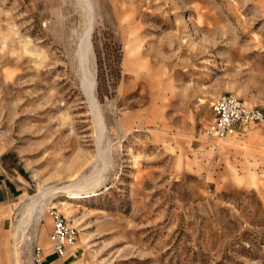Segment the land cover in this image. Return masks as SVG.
Masks as SVG:
<instances>
[{"label": "rangeland", "instance_id": "obj_1", "mask_svg": "<svg viewBox=\"0 0 264 264\" xmlns=\"http://www.w3.org/2000/svg\"><path fill=\"white\" fill-rule=\"evenodd\" d=\"M228 93L264 112V0H0V152L28 181L0 264L52 212L74 264H264V121L204 135Z\"/></svg>", "mask_w": 264, "mask_h": 264}, {"label": "built area", "instance_id": "obj_2", "mask_svg": "<svg viewBox=\"0 0 264 264\" xmlns=\"http://www.w3.org/2000/svg\"><path fill=\"white\" fill-rule=\"evenodd\" d=\"M213 119L204 131L209 138H226L236 134L237 125L259 124L264 121V112L247 105L240 97L228 93L218 97L211 105ZM78 231L60 213L52 212V229L48 241L54 253L63 258L75 243ZM31 264H42L43 249L35 242Z\"/></svg>", "mask_w": 264, "mask_h": 264}, {"label": "crops", "instance_id": "obj_3", "mask_svg": "<svg viewBox=\"0 0 264 264\" xmlns=\"http://www.w3.org/2000/svg\"><path fill=\"white\" fill-rule=\"evenodd\" d=\"M251 125L256 124L249 123L246 125H237L236 134L230 137H244L247 129ZM27 182L28 181L23 173V167L21 166L19 160L12 156L8 151L0 152V205L8 206L14 203V200L17 199L19 194L23 192ZM41 246L43 249L42 264H74V262L78 261L77 256L70 253V255H72V257H70L68 252V254H66L63 258L57 257L52 250L49 241L47 243L45 242Z\"/></svg>", "mask_w": 264, "mask_h": 264}, {"label": "bare ground", "instance_id": "obj_4", "mask_svg": "<svg viewBox=\"0 0 264 264\" xmlns=\"http://www.w3.org/2000/svg\"><path fill=\"white\" fill-rule=\"evenodd\" d=\"M87 3H89V2H87ZM94 78V77H93ZM94 86H93V83H91V88H90V91H92V88H93ZM92 98V97H91ZM93 102V101H92ZM100 117V116H99ZM99 119V118H98ZM46 196V195H45ZM33 204H36V203H33ZM33 206V205H32ZM29 207V206H28ZM35 207H37L36 205L35 206H33V207H31V210L29 209V214H31L32 213V211L35 209ZM30 208V207H29ZM35 211V210H34ZM27 213H28V211H27ZM26 213V214H27ZM24 219V218H23Z\"/></svg>", "mask_w": 264, "mask_h": 264}]
</instances>
